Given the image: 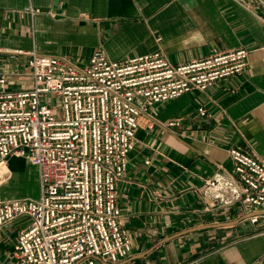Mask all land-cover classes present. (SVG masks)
<instances>
[{
    "label": "crops",
    "instance_id": "obj_1",
    "mask_svg": "<svg viewBox=\"0 0 264 264\" xmlns=\"http://www.w3.org/2000/svg\"><path fill=\"white\" fill-rule=\"evenodd\" d=\"M239 47L249 50L244 74L139 117L118 198L132 250L97 264H264V210L241 201L211 206L202 190L220 166L233 172L229 147L264 158V0H0V69L10 89L32 85L29 55L17 50L84 64L97 48L115 60L160 49L181 64ZM175 118L179 125H164ZM9 165L0 200L38 198L25 195L21 182L30 176L40 184L38 167L20 156ZM25 226L19 218L0 228V264H18Z\"/></svg>",
    "mask_w": 264,
    "mask_h": 264
},
{
    "label": "built area",
    "instance_id": "obj_2",
    "mask_svg": "<svg viewBox=\"0 0 264 264\" xmlns=\"http://www.w3.org/2000/svg\"><path fill=\"white\" fill-rule=\"evenodd\" d=\"M16 53L29 55L32 85L10 89L0 69V184L12 176V156L29 159L40 178L38 198L0 200V228L25 218L15 244L18 264H97L128 256L132 242L119 184L139 142V117H152L161 104L192 90L206 92L249 65L245 47L181 64L160 49L115 60L97 48L84 64L66 55ZM197 111L207 115L204 105ZM179 124V118L164 122ZM228 154L233 172L220 166L202 184L210 205L241 201L264 210V158L241 146Z\"/></svg>",
    "mask_w": 264,
    "mask_h": 264
},
{
    "label": "rangeland",
    "instance_id": "obj_3",
    "mask_svg": "<svg viewBox=\"0 0 264 264\" xmlns=\"http://www.w3.org/2000/svg\"><path fill=\"white\" fill-rule=\"evenodd\" d=\"M57 101L58 99H54V102ZM21 182H26L23 186L25 195H32L34 197H38L40 195V184L37 183L38 181L35 177L32 179L30 176H27Z\"/></svg>",
    "mask_w": 264,
    "mask_h": 264
}]
</instances>
